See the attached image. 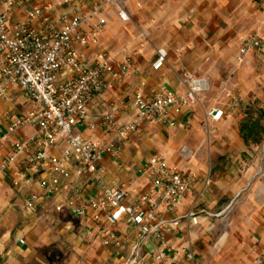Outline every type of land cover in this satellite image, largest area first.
I'll return each mask as SVG.
<instances>
[{
    "label": "crops",
    "instance_id": "1",
    "mask_svg": "<svg viewBox=\"0 0 264 264\" xmlns=\"http://www.w3.org/2000/svg\"><path fill=\"white\" fill-rule=\"evenodd\" d=\"M41 1L27 0L20 4L11 12V20H18ZM137 3L141 8H137ZM63 9L59 5L50 15L55 16ZM127 10L129 22L119 21L113 12L108 15L101 44L121 60L128 53L121 48L139 32H145V43L133 54L138 72L91 100L87 107L91 121L119 104L122 107L116 113V121H127L135 111L131 97L137 89L146 91L163 83L184 92L180 82L183 71L208 80L209 88L203 94L210 97V104H196L174 115L175 123L171 126L143 122L117 160L103 158L107 178L130 183L129 202H132L141 191L151 187L150 181L139 172L141 165L153 154L161 155L168 165L176 166L191 178L190 190L181 204L174 211H161L158 217L178 220L176 227L160 229L170 264L246 262L253 249L264 244V204L255 209L244 202L249 201L250 195L262 200L264 192L255 182L249 191L237 195L235 192L244 186L245 180L235 179L233 170L229 171L233 169L232 162L223 156L224 152L243 153L250 146L239 135L241 107L254 99L264 103V91L255 85L258 82L264 87V0H130ZM34 25L41 28L38 22ZM252 34L261 39V46L249 51L244 62L238 64L235 57L240 43ZM158 48H164L167 56L163 66L153 70L151 64ZM83 53V59L89 61L92 51L83 50ZM2 104L13 106L12 101H0ZM212 108L223 110L219 120H209L214 141L221 144L218 147L221 153L207 172L203 155L188 158L187 152H193L200 145L203 136L200 123ZM74 132L90 138L103 137L99 128L91 129L89 125L75 127ZM254 145L253 149L259 148L256 146L259 144ZM62 148L60 142L51 152L60 153ZM31 189L40 190L36 184L0 189V264H106L107 260L115 264L126 257L130 233L123 222L116 227L122 238L121 247H105L91 219V211L74 216L63 208L60 212L46 211L42 218L37 217L41 211H26L23 199ZM88 192L93 193L92 187ZM200 209L213 213L228 211L232 225L217 234L215 249L214 217L201 221L213 222L210 227L208 222L192 225L184 217L187 211ZM17 224L15 238L11 240L10 230ZM19 236L24 237V244L17 241ZM155 245L154 239H148L144 248L151 252ZM188 252L192 253V263L187 258Z\"/></svg>",
    "mask_w": 264,
    "mask_h": 264
},
{
    "label": "built area",
    "instance_id": "2",
    "mask_svg": "<svg viewBox=\"0 0 264 264\" xmlns=\"http://www.w3.org/2000/svg\"><path fill=\"white\" fill-rule=\"evenodd\" d=\"M25 1L0 0V101H12L10 94L14 93L33 105L25 111L0 113V189L36 184L40 190H29L23 207L41 211L38 218L46 211L60 212L63 208L74 216L91 211L105 247H121L116 227L123 222L130 233L129 249L123 261L115 264H170L160 229L176 227L178 220L158 217L161 211H174L181 204L190 190L191 178L168 165L161 155L153 154L139 169L151 187L129 202L130 183L108 179L103 158L117 160L145 121L173 125L174 115L198 104L209 88L208 80L183 71L180 82L184 92L163 83L146 91L137 89L131 97L135 111L127 121H116L121 104L91 121L87 113L91 100L138 72L133 54L143 46L145 32L121 48L128 52L121 60L101 44L111 12L121 22L131 20L127 10L130 0H42L12 21L11 12ZM59 5L65 9L50 15ZM136 6L141 8L139 3ZM260 46L256 34L245 37L235 61L241 64L249 51ZM83 50L92 51L89 61L83 59ZM166 56L164 48L156 49L152 69H160ZM222 114V109L212 108L206 117L217 121ZM84 125L99 128L103 137L74 132L75 127ZM25 126L32 129L30 135L22 132ZM60 142L61 152L53 154ZM91 187L93 193L88 192ZM214 216L205 209L184 214L192 225ZM148 239L156 241L151 252L144 248ZM17 241L25 243L22 236ZM187 258L192 263L191 252Z\"/></svg>",
    "mask_w": 264,
    "mask_h": 264
},
{
    "label": "rangeland",
    "instance_id": "3",
    "mask_svg": "<svg viewBox=\"0 0 264 264\" xmlns=\"http://www.w3.org/2000/svg\"><path fill=\"white\" fill-rule=\"evenodd\" d=\"M144 43L145 41H143V44ZM255 85L264 91V87H261V85L258 82ZM254 95L256 96V94ZM10 96L12 99L13 106L10 107L6 104H2L0 105V110L8 109L14 112H18L19 109L20 111H25V110L30 109L33 106L31 103L26 102L25 99L17 98L19 95L16 97L14 93H12L10 94ZM209 100H210V97H207L205 96V94H202L199 97L198 106H202L203 104L205 105L210 104ZM248 105L251 106L253 109H257V108L264 109V103L262 101H260L259 99L251 100L241 107L240 112H239V114L241 115V119L244 117L245 106H248ZM19 107H22V108H19ZM200 125L202 127V133H203L202 141H200L201 142L200 145L193 152L191 151L189 153L187 152V157L192 158V157L202 154L204 157V161L206 163L207 172H208L210 165L213 164V162H216V157L219 155L218 153H221V151L218 149V147L221 144L216 143L215 142L216 140L214 141V135H213L214 129L212 128L211 122H209L206 115H205V120L203 119ZM22 132H24L26 135H30L32 132V129L29 126H25ZM256 146L257 147L259 146V148L253 149L255 145L251 144L249 147H247L245 152L239 153V154L224 152L223 158L226 160H230L232 162L231 164L233 165V169L230 168L229 171L233 170L235 179L245 180L244 186H242L239 190L235 192L237 195L239 194L241 195L244 192L249 191V189L254 186L253 184L255 182H256L255 185H257L258 188L261 189V192H264V166L262 165V162L264 161V139L261 143H259V145H256ZM259 155H260V158H258ZM257 189L255 190L256 192H257ZM248 202L251 208L258 209L260 205L264 204V199L258 200L256 197H251L250 195L249 201H245L244 204L248 206ZM241 203H243V201ZM214 214H215L214 216V243H215V241H217L216 240L217 234L222 229H225L226 227H230L232 225V222L228 220V217H227L228 211H214ZM208 221L206 220L203 222L207 223ZM203 222L201 223V225H204ZM212 223L213 222L211 221L208 222V226L209 227L212 226L213 225ZM18 226L19 225L17 224L13 226L12 230H10L9 236L11 240L15 238L13 235H14L15 230L18 229ZM215 245L216 243L214 244V249H215ZM252 252L253 253H251L250 256L247 258L248 261L242 262L239 264H264V244H262L260 248L253 249ZM106 264H113V263L112 262L110 263V260H107Z\"/></svg>",
    "mask_w": 264,
    "mask_h": 264
},
{
    "label": "trees",
    "instance_id": "4",
    "mask_svg": "<svg viewBox=\"0 0 264 264\" xmlns=\"http://www.w3.org/2000/svg\"><path fill=\"white\" fill-rule=\"evenodd\" d=\"M256 114V115H255ZM239 135L246 146L259 144L264 139V109L245 106L244 117L240 121Z\"/></svg>",
    "mask_w": 264,
    "mask_h": 264
}]
</instances>
